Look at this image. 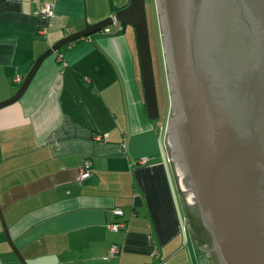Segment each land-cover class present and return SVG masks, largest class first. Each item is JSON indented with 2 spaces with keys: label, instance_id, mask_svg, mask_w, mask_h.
<instances>
[{
  "label": "crops",
  "instance_id": "1",
  "mask_svg": "<svg viewBox=\"0 0 264 264\" xmlns=\"http://www.w3.org/2000/svg\"><path fill=\"white\" fill-rule=\"evenodd\" d=\"M128 2L0 0V101L47 48ZM42 3L54 4L53 17L38 13ZM109 27L46 57L22 97L0 108L10 236L29 264H213L210 235L183 200L166 116H149L135 28ZM88 157L93 172L80 180ZM119 220L127 226L111 229ZM0 264H22L1 219Z\"/></svg>",
  "mask_w": 264,
  "mask_h": 264
},
{
  "label": "water",
  "instance_id": "2",
  "mask_svg": "<svg viewBox=\"0 0 264 264\" xmlns=\"http://www.w3.org/2000/svg\"><path fill=\"white\" fill-rule=\"evenodd\" d=\"M155 5L170 100L166 142L185 206L191 214L187 202L197 207L220 264H264V0ZM116 21L135 28L147 109L160 118L146 0H129L47 48L0 108L22 97L46 57ZM0 219L10 246L29 264L1 204Z\"/></svg>",
  "mask_w": 264,
  "mask_h": 264
},
{
  "label": "rangeland",
  "instance_id": "3",
  "mask_svg": "<svg viewBox=\"0 0 264 264\" xmlns=\"http://www.w3.org/2000/svg\"><path fill=\"white\" fill-rule=\"evenodd\" d=\"M146 7H147V14H148V21H149V29H150V36H151V45H152V52L154 57V64H155V75L157 77L156 83H157V92H159V98L160 101L162 100V87H161V75L165 72L166 74V68L164 64V56L162 55L161 51L159 53V49L162 47V41H161V32L158 24V13L156 10L155 0H146ZM163 71V72H162ZM168 87V86H167ZM164 96L165 92H164ZM169 96V94H168ZM163 114L164 109L163 106L161 107ZM170 112V104H168L166 109V118L165 120H168ZM199 219V214H196ZM208 233V231L206 230Z\"/></svg>",
  "mask_w": 264,
  "mask_h": 264
},
{
  "label": "built area",
  "instance_id": "4",
  "mask_svg": "<svg viewBox=\"0 0 264 264\" xmlns=\"http://www.w3.org/2000/svg\"><path fill=\"white\" fill-rule=\"evenodd\" d=\"M38 13L45 16V17H53L55 14V10H54V4L52 3H42L39 6V10ZM105 31H110V27L107 26L104 29ZM42 33L46 32V29L41 30ZM21 78L19 76H16L15 80L18 81ZM93 172V161L91 158H86L83 162V164L80 167L79 170V179L83 180L86 177H88L91 173ZM114 212L116 215L118 216H122L124 214V209L122 207H116L114 208ZM127 226V221L125 220H119L116 222H113L110 224L111 229L113 230H119L122 228H125ZM120 251V246L119 244L115 243L111 246L110 252H109V256H113L115 254H117ZM161 264H167L166 261L161 262Z\"/></svg>",
  "mask_w": 264,
  "mask_h": 264
},
{
  "label": "trees",
  "instance_id": "5",
  "mask_svg": "<svg viewBox=\"0 0 264 264\" xmlns=\"http://www.w3.org/2000/svg\"><path fill=\"white\" fill-rule=\"evenodd\" d=\"M151 37V36H150ZM160 51H161V53H162V47H161V49H159ZM162 55H163V53H162ZM154 69H155V64H154ZM163 72V71H162ZM156 74V73H155ZM161 87H162V92H163V94H162V100L160 101V98H159V92H158V99H159V105H160V116L161 115H165L166 114V109H167V106H168V104H170V100H169V96H168V94H169V91H168V87H167V79H166V74H165V72L161 75ZM156 79H157V77H156ZM164 92H165V95L166 96H164ZM163 106V109H164V114H163V111H162V109H161V107ZM190 206V205H189ZM194 212L196 213V214H199V212H198V210H197V207H195V209H194ZM198 217V216H197ZM199 220H201V216H200V214H199ZM201 222H202V220H201ZM202 224H203V222H202ZM204 225V224H203ZM204 228L207 230V228L204 226ZM208 231V230H207ZM208 234L210 235V233H209V231H208ZM209 243H210V248L211 249H213V243H212V238H211V235H210V241H209ZM212 252H213V255H212V259H213V264H220L219 263V260H218V257H217V254H216V251H214V250H212Z\"/></svg>",
  "mask_w": 264,
  "mask_h": 264
},
{
  "label": "flooded vegetation",
  "instance_id": "6",
  "mask_svg": "<svg viewBox=\"0 0 264 264\" xmlns=\"http://www.w3.org/2000/svg\"><path fill=\"white\" fill-rule=\"evenodd\" d=\"M147 3V2H146ZM179 176V175H178ZM179 179H180V177H179ZM179 182L181 183V187H182V189L184 190V194H185V197H186V200H187V196H186V190L184 189V187H183V185H182V182H181V180H179ZM188 191V190H187ZM189 205H190V203L189 202H187ZM190 207H191V209H195V207H193L192 205H190ZM212 250H214V248L212 249ZM215 251V250H214ZM212 253V255H213V252H211Z\"/></svg>",
  "mask_w": 264,
  "mask_h": 264
}]
</instances>
